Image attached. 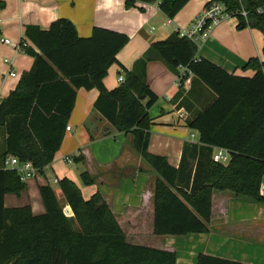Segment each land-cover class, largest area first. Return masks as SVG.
I'll return each mask as SVG.
<instances>
[{
	"label": "trees",
	"instance_id": "obj_1",
	"mask_svg": "<svg viewBox=\"0 0 264 264\" xmlns=\"http://www.w3.org/2000/svg\"><path fill=\"white\" fill-rule=\"evenodd\" d=\"M159 10L172 19L189 0H158ZM236 18L237 29H255L264 42V0H212ZM155 0H124L125 8ZM4 4L0 0V8ZM208 6V3L206 4ZM205 6V7H206ZM245 13V16L242 15ZM20 50L33 60L14 90L0 103V264H176V253L130 242L99 193L82 197L70 179L57 180L67 217L53 189L39 188L45 212L34 216L29 207L5 208L6 194L20 195L26 185L14 169L4 167L7 157L30 162L41 172L59 150L74 108L76 91L96 89L93 105L118 132L132 135L136 155L157 175L153 191V235L183 237L207 233L212 193L228 191L236 197L264 203L260 184L264 175V62L247 61L251 78L228 74L220 67L197 59V45L177 32L153 42L124 81L108 91L103 80L128 37L94 28L81 38L67 19L53 21L42 30L27 26ZM30 44V45H29ZM264 56V44L262 49ZM158 60L182 84L187 72L192 82L212 99L193 113L186 126L198 133V145L186 144L178 168L162 156L148 152L150 119L147 111L158 98L150 91L146 66ZM185 69V75L178 70ZM213 148L230 155L227 165L212 161ZM81 157L73 161L78 163ZM82 184L92 185L87 173ZM197 264H239L198 255Z\"/></svg>",
	"mask_w": 264,
	"mask_h": 264
},
{
	"label": "crops",
	"instance_id": "obj_2",
	"mask_svg": "<svg viewBox=\"0 0 264 264\" xmlns=\"http://www.w3.org/2000/svg\"><path fill=\"white\" fill-rule=\"evenodd\" d=\"M1 1L4 6L0 8V103L15 89L21 74L32 66V58L19 48L27 26L45 30L53 21L67 19L81 38L90 37L94 28L126 35L128 43L117 53V62L110 66L103 80L104 87L111 91L121 84L118 78L124 80L126 71L132 70L153 42L164 40L174 32L190 31L210 2L189 0L169 19L159 10L158 0L137 3L129 9L125 8L124 0ZM237 24L236 18L227 17L215 25L207 38L197 41L196 58L228 74L251 78L254 72L244 66L252 58L264 62L263 35L255 29H237ZM10 72L16 76L11 77ZM178 72L185 75L186 71L181 68ZM177 77L158 60L146 66L147 85L158 98L147 111L150 119L148 152L165 157L174 168L179 167L186 144L198 145V133L186 126L187 119L212 99L202 86L191 83L193 76L188 72L181 85ZM98 94L96 89L76 91L74 108L67 122L70 131L65 132L52 163L24 181L26 188L20 195L6 194L5 208L27 206L34 216L42 215L45 209L39 188L51 187V183L57 186V180L68 178L79 187L85 200L94 193L102 196L121 230H127L124 234L130 237L131 243L173 251L176 264H197L200 254L239 264H264V203L236 197L228 191L212 193L207 233L178 238L153 235L151 169L134 152L132 135L118 132L93 110ZM3 135L0 130V151ZM216 149L213 148L212 153ZM78 156L81 157L79 162L85 164L84 172L94 180L92 185L82 184L83 172L79 183L68 167ZM67 157L71 161H65ZM53 191L58 202H62L60 189L57 193ZM260 195L264 197V175Z\"/></svg>",
	"mask_w": 264,
	"mask_h": 264
},
{
	"label": "built area",
	"instance_id": "obj_3",
	"mask_svg": "<svg viewBox=\"0 0 264 264\" xmlns=\"http://www.w3.org/2000/svg\"><path fill=\"white\" fill-rule=\"evenodd\" d=\"M242 15L245 16V13L242 12ZM229 17L224 12V7L219 3H216L212 0L208 3V6L204 8L203 13L196 19L193 24V28L190 31H178L179 37H186L191 41L197 43L199 39L207 38L209 31L218 23H220L225 18ZM171 21L168 20L167 24H170ZM5 43H8L7 40H4ZM6 64H9L7 60L4 61ZM9 75L11 77H15L16 74L10 72ZM124 80L122 77L118 78V82L122 83ZM178 84L181 85L178 81ZM65 130L70 131V127L66 126ZM212 161L214 163H219L223 165H227L230 161L229 153L224 149H216L215 152L212 153ZM65 161H71L70 158H66ZM4 167L7 169L16 170L20 176L22 181H26L27 179H31L35 177L37 174V170L32 167L30 162L20 163L16 157H7L4 161ZM66 210V209H65ZM65 210H63L65 214ZM66 215V214H65ZM67 216V215H66Z\"/></svg>",
	"mask_w": 264,
	"mask_h": 264
},
{
	"label": "rangeland",
	"instance_id": "obj_4",
	"mask_svg": "<svg viewBox=\"0 0 264 264\" xmlns=\"http://www.w3.org/2000/svg\"><path fill=\"white\" fill-rule=\"evenodd\" d=\"M178 33V32H177ZM68 167H70V170L72 172H74L76 174V179L78 180V182L80 181L79 180V175L84 172L86 170L85 168V164L82 163V162H79V163H75V162H72L71 164L68 165ZM77 169V170H76ZM151 171V181H152V184H153V188H152V195H153V191H154V186H155V182H156V178H157V175L155 174V172H153L152 170ZM81 182V181H80ZM79 182V183H80ZM51 187H53V189L56 191H58V187L56 185H53L52 183L50 184ZM60 194V197H62V194L59 192ZM59 204L63 207V210L67 209L68 206L65 205L64 203V199L62 200V202H59ZM72 216V215H71ZM118 223V222H117ZM119 225V224H118ZM120 227V226H119ZM125 228V227H124ZM123 232V231H122ZM124 232H127V230H125ZM123 232V233H124ZM127 238H130L128 235H126Z\"/></svg>",
	"mask_w": 264,
	"mask_h": 264
},
{
	"label": "water",
	"instance_id": "obj_5",
	"mask_svg": "<svg viewBox=\"0 0 264 264\" xmlns=\"http://www.w3.org/2000/svg\"><path fill=\"white\" fill-rule=\"evenodd\" d=\"M65 214L67 215V217H71L72 214L69 208L65 210Z\"/></svg>",
	"mask_w": 264,
	"mask_h": 264
}]
</instances>
